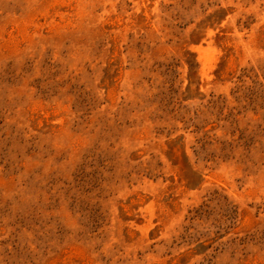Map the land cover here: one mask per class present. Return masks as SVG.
Returning <instances> with one entry per match:
<instances>
[{
	"label": "rangeland",
	"instance_id": "1",
	"mask_svg": "<svg viewBox=\"0 0 264 264\" xmlns=\"http://www.w3.org/2000/svg\"><path fill=\"white\" fill-rule=\"evenodd\" d=\"M0 264H264V0H0Z\"/></svg>",
	"mask_w": 264,
	"mask_h": 264
}]
</instances>
